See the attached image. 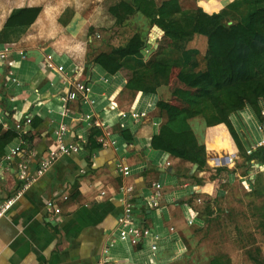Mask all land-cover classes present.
<instances>
[{
  "label": "crops",
  "instance_id": "1",
  "mask_svg": "<svg viewBox=\"0 0 264 264\" xmlns=\"http://www.w3.org/2000/svg\"><path fill=\"white\" fill-rule=\"evenodd\" d=\"M234 1L236 0H196V4L212 15L220 13ZM31 7L41 8V5L32 0H0V35L15 10ZM63 13L53 16L51 12L42 10L37 22L30 28L34 29L45 20L55 17L53 22L56 30L50 35L45 33L48 35L45 38H49L47 41H31V35L20 30L14 32L18 34V38L13 39L12 43L8 39L13 32L7 40L0 41V49L4 46L12 48L9 58L11 64H0V111L9 113L12 132V124L26 116L33 117V123L38 125H32L28 137L30 151L33 150L32 171L38 169L41 161L47 157L60 124H67L70 128L66 143L80 148L78 154L59 159L25 192L7 216L0 220V264H97L98 258L108 246L118 217L123 212V195L120 190L124 186L134 188L131 203L140 205L139 207L153 194H159V208L144 210L143 213L153 233L158 235L159 232L166 231V234L160 237L163 249L156 258L150 256L148 248L141 251L140 247L135 248L128 243H116L110 252L113 261L116 264H166L168 260L173 263V258L178 257L180 260L177 261H181L179 255L182 248L188 250L185 241L190 228L187 221L191 219L186 208L189 206L188 200L195 192L207 189L208 179L205 176L211 172L200 174L203 175L200 177L203 178V186L197 182L180 186L184 178L195 174L196 166L151 147L153 137L159 134L164 124V118L158 114L159 95L140 93L131 105L122 103L120 95L127 93L128 83L124 70L123 73L121 70L111 75L94 64V60L87 59L89 51L86 47L61 43L59 26ZM80 17V13L76 12L73 21L65 27L74 26ZM53 22L49 25L46 21V24L51 27ZM163 36L162 30L152 28L146 45L148 48L149 45H155L152 44L153 40H161ZM49 55L55 58L57 64L66 67L68 76H74L77 82L89 86L90 104L80 98L65 105L63 99L69 93L70 86L65 84L62 76L42 71L40 67ZM65 106L69 110L63 117ZM136 111L148 113L138 127L130 116L127 119L118 117L120 113ZM89 114L94 116L91 122L84 120V116ZM257 119L249 106L231 117L234 126L238 125L237 129H242L250 139V135L257 132ZM96 121H103L104 128L95 127ZM195 123L194 120L190 121L193 131L198 135L199 129ZM200 126L201 132L207 135L208 147L218 145L212 132H216L221 143L231 141V151L213 150L209 147L211 153L216 155L221 151L218 156L224 158L237 153L227 127L219 125L212 129L205 123H200ZM93 128L102 131V137L98 139L103 145L102 150L92 151L88 148ZM123 130L129 131L133 136L132 144L127 143L120 135ZM259 135L255 138L262 137ZM197 137L202 140L200 136ZM240 138L243 141L241 136ZM121 162L131 169V176L126 179L118 170ZM195 176L200 181L198 175ZM10 177L12 181V176ZM12 183L14 184V180ZM155 185H160L162 190L156 191ZM63 195H67L69 200L63 201ZM7 196H11L9 192L2 193L0 200ZM51 199L58 201L62 211L61 217L55 221L46 215V205ZM200 222L202 221L198 217L191 227H199ZM170 229H174V234ZM177 238L180 242H173Z\"/></svg>",
  "mask_w": 264,
  "mask_h": 264
},
{
  "label": "rangeland",
  "instance_id": "2",
  "mask_svg": "<svg viewBox=\"0 0 264 264\" xmlns=\"http://www.w3.org/2000/svg\"><path fill=\"white\" fill-rule=\"evenodd\" d=\"M32 1L41 5L42 10L51 12L53 16H58L64 12L62 21L67 24L73 21L76 12L80 13L81 17L77 19L74 26L70 28L68 26L67 28L65 24L60 23V42L66 46L86 47L89 51L88 60H94L101 54L114 53L126 49L134 39L142 42L144 45L145 43H149L147 40L153 26L151 25V21L141 12L130 16L123 23H119L109 13L110 7L124 1L133 4L135 0ZM150 1L157 7H160L167 0ZM198 9L200 8L197 7L196 0H182L180 2V12L173 13L171 18L173 20H182L188 14H195ZM54 20L55 17L47 19L44 23H40L34 27V29L30 30L29 28L25 33L31 35V41H35L36 39H45L43 41H47L49 38H45L46 35H50L51 32L56 30ZM226 20L230 21L231 18L227 17ZM46 21L49 25L53 22L52 26H47ZM252 22L257 26L264 25V14L256 16ZM17 38L18 34L12 33L8 41L10 40V43H12V40ZM1 39L2 37L0 36V41H2ZM159 41L153 40L152 44L155 45H149L147 50L145 48L143 51L145 56H142L143 59L139 57V61L124 60L125 67L122 69V73L124 70L128 82L139 75L137 74V70L147 72L146 83L141 88L143 90L145 87L156 86L154 84H156L157 79L155 74L150 73L146 69V66L152 62L173 61L180 58V54L175 53L173 43L163 36V41L158 50L144 62V58L148 56L146 55V51H152ZM180 47H184L185 50H198L202 56H205L208 50L207 39L201 36H196L192 42ZM263 50L264 39L258 36L250 49H244V57L234 65L236 73L240 76L246 74L247 65L245 58L250 51L261 53ZM121 61L123 63V60ZM180 71L181 67H174L169 75L168 84L158 87L156 94L159 95L161 103L168 104L177 109H186L188 108L187 104L174 96L176 90L186 89L177 81ZM158 78L160 82L164 83L165 79L163 76H159ZM138 94H140L139 88L128 89L127 93L120 95V100L126 105H131ZM198 110L207 113L206 108ZM158 112L164 118L165 124L168 121L166 112L159 108ZM193 120L196 122V128L199 129L198 135L193 132L202 149L191 152L201 155L206 160V167L203 172H211L205 176L208 179L207 189H203L204 191L202 192H195L188 200L189 206L199 213L198 217H200L202 222H200L199 227L190 226L189 231L185 235L188 248V250L186 249L185 258L173 263L168 260L166 264H264V171L260 173L259 168L249 169L250 167L247 165V158L249 156L248 146L251 147L253 143L249 141V136L242 129H237L238 125L234 126L231 122L237 133L241 147H237L233 141L235 144L233 145L236 147L235 152H237L233 156L235 168L229 170L226 167V162H224V156H218L221 151H218V154L214 155L210 152L209 147L213 150L222 149L231 151V141L221 143L216 132H212L217 138L216 143L218 145H210L208 147L206 141L207 135L205 136V133L203 134L200 130V123L204 124V119L201 116H197ZM263 121L264 117L262 116V118L257 119L256 123L259 124L261 122L263 124ZM223 126L227 127L226 125ZM211 128L213 129L214 127ZM227 130L229 132L228 128ZM229 135L232 138L230 132ZM197 136H200L202 140H199ZM240 136L245 142L241 140ZM218 157L219 159H217ZM233 171L234 173H232ZM199 175V178L203 177V175ZM201 180L203 178H200ZM200 181L197 177L191 176L184 178L180 186L183 187L187 183H199ZM192 209V212L189 213L191 218L194 217ZM187 212H189V209H187ZM165 234L166 231L158 233L160 237H163Z\"/></svg>",
  "mask_w": 264,
  "mask_h": 264
},
{
  "label": "trees",
  "instance_id": "3",
  "mask_svg": "<svg viewBox=\"0 0 264 264\" xmlns=\"http://www.w3.org/2000/svg\"><path fill=\"white\" fill-rule=\"evenodd\" d=\"M41 12L40 7L15 10L5 24L1 40H7L9 34L15 31L26 32L37 22ZM137 12L151 21L152 28L157 27L164 32L165 38L173 43L175 53L180 54V58L152 62L146 66L150 73L156 75V86L141 89L146 83L147 72L137 70L139 75L127 83L126 89L139 88L140 93L156 95L158 87L168 84L172 69L181 67L177 81L186 89L176 90L174 96L187 104L188 108L177 109L159 103L158 108L166 112L168 121L162 125L159 134L153 137L151 147L195 165L196 172L192 176L196 178L195 175L202 173L206 167V160L191 152L202 149L190 125L191 120L201 116L208 128L226 125L237 147H241L231 116L243 112L249 106L258 118H262L260 104L264 103V50L261 53L250 51L247 54L246 74L238 75L234 65L244 57V49H250L258 36L264 39V25L257 26L252 22L253 18L264 14V0H236L220 13L212 15L200 8L195 14H188L182 20L171 18L173 13L180 12L179 0L164 1L160 7L150 0H135L133 4L124 1L109 8L110 15L119 23ZM227 17L231 20L227 21ZM61 23L67 24L62 19ZM196 36L207 39L208 50L205 56L198 50L180 47L192 42ZM162 41L163 38L144 58V62L158 50ZM145 48L146 43L144 45L134 39L126 49L101 54L93 62L115 75L125 67L124 60L139 61V57L143 59ZM159 76L164 77V83L159 81ZM202 108H206L207 113L198 110ZM33 126L38 125L33 123ZM0 133L1 161L5 149L14 141L16 134L12 131L3 133L1 128ZM120 135L127 143L134 142L129 131H120ZM100 137L102 131L93 128L88 143L90 150L103 149V145L98 142ZM252 160L264 164V148L248 156V166ZM199 184L204 185L201 181Z\"/></svg>",
  "mask_w": 264,
  "mask_h": 264
},
{
  "label": "built area",
  "instance_id": "4",
  "mask_svg": "<svg viewBox=\"0 0 264 264\" xmlns=\"http://www.w3.org/2000/svg\"><path fill=\"white\" fill-rule=\"evenodd\" d=\"M11 53L12 48L8 46L1 48L0 64H11L9 62ZM21 56H24V53H21ZM40 67L42 71L62 76L65 80V84L70 86L71 89L69 93L66 98L63 99L65 105L76 102L80 98H83V100L86 101V104L91 103L88 98L91 91L89 86L85 83L77 82L74 76H68L66 67L64 65L57 64L52 55L47 56L43 63H41ZM260 107L262 116L264 117V103L261 102ZM68 110V107L65 106L64 111L62 112L63 117L67 115ZM128 116H130V118L135 122V126L138 127V124L147 118L148 113L145 111H136L129 114L120 113L118 117L121 119H127ZM93 118L94 116L91 114L84 116V120L87 122H91ZM33 122V117L26 116L22 120L16 121L12 124V130L16 134V138L10 145L7 146L4 157L0 161V195L4 192H9L11 196H7L6 198H2L0 200V220L7 216L8 212L14 207L25 192H27L40 178H42L59 159L64 156H70L80 152L78 145L66 143L70 128L67 124H60L58 131L55 132L54 145L48 152L47 157L41 161L38 169L33 172L31 169L33 150L30 151L31 145L28 144V137L31 134ZM9 123V113L4 110L0 111V128L3 132L10 131L11 127ZM94 126L104 128V122L96 121ZM256 131L257 132H253V134L250 135L253 145L248 147V155L264 148V121L263 124L260 122L256 125ZM259 134L262 135L261 140H258L259 138H255V136H260ZM257 141L260 142L257 143ZM224 161L227 164L226 167L229 169L235 168V160L233 156L225 158ZM249 167V169L259 168L260 173L264 171V164L260 163L258 160H252ZM118 170L124 179L131 176V169L126 166L124 162L119 164ZM249 171L251 172V170ZM10 176H12L14 184L12 183L13 180H10ZM155 189L156 191H161L162 187L160 185H155ZM120 192L121 195H123V199L121 200L123 212L118 217L117 225L109 237L108 246L105 250H103L101 256L98 258L97 264H116L112 259V254L110 253L111 247L116 243H128L132 247H140L141 251L147 250L146 248H148L152 258H156L163 249L160 236L153 233L148 227L147 218L143 213L144 210H155L159 208V194H153V196L146 203H143V205L139 207L140 205L136 206L131 203V200H133L134 188L124 186L121 188ZM102 195L104 196L105 194L102 193ZM61 198L63 201L69 200L67 195H63ZM193 213L194 217L187 221L189 226L195 224V220L199 215V213L194 210ZM46 215L53 221L61 217L62 211L58 201L55 199L48 201L46 205ZM170 232L174 234V229H170ZM173 242L178 243L180 240L177 238L173 240ZM181 252L182 253L179 256L183 259L186 249L183 247ZM177 260H180V257L173 258V262Z\"/></svg>",
  "mask_w": 264,
  "mask_h": 264
},
{
  "label": "bare ground",
  "instance_id": "5",
  "mask_svg": "<svg viewBox=\"0 0 264 264\" xmlns=\"http://www.w3.org/2000/svg\"><path fill=\"white\" fill-rule=\"evenodd\" d=\"M148 49V45H146V50ZM151 52V51H150ZM150 52L149 51H146V55H149L150 54ZM249 141H252L251 139H249ZM187 209H189V212H187L188 214L190 213V212H192L191 211V208L188 206V208ZM190 215V214H189Z\"/></svg>",
  "mask_w": 264,
  "mask_h": 264
}]
</instances>
